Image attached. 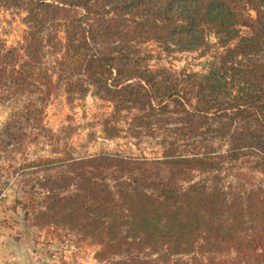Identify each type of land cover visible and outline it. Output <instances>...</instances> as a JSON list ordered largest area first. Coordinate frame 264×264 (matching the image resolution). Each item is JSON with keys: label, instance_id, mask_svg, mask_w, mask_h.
<instances>
[{"label": "trees", "instance_id": "trees-1", "mask_svg": "<svg viewBox=\"0 0 264 264\" xmlns=\"http://www.w3.org/2000/svg\"><path fill=\"white\" fill-rule=\"evenodd\" d=\"M0 6L24 11L26 24L16 44L0 38L5 144L43 135L53 97L90 94L111 106L106 137L125 131L155 147L36 157L52 170L33 197L39 222L93 239L97 264H264V0ZM148 42L198 50L204 68L151 64Z\"/></svg>", "mask_w": 264, "mask_h": 264}, {"label": "rangeland", "instance_id": "rangeland-1", "mask_svg": "<svg viewBox=\"0 0 264 264\" xmlns=\"http://www.w3.org/2000/svg\"><path fill=\"white\" fill-rule=\"evenodd\" d=\"M24 11L0 6V38L7 45L16 44L22 38L26 24L21 19ZM152 53L151 64H165L175 68L201 70L206 55L198 50L162 49L155 42L145 43ZM12 108L0 103V130ZM111 110L108 102L87 94L76 98L71 104L63 94L53 97L43 112L44 134L37 138H26L19 146L17 141L4 143L0 139V231L16 239V246L2 252L0 264H97L95 257L98 244L83 236L80 231L66 225L39 222L35 209L40 205L37 198L49 189L44 173L51 169L37 168L30 163L40 155H52V149L72 150L74 153L94 152L101 148L113 149L132 146L133 151L144 150L153 154L155 147L142 139L122 131L120 136L109 138L102 130L101 118L104 111ZM125 127L123 123H121ZM30 129V127H28ZM54 136L50 137L51 131ZM57 134V135H55ZM55 143V144H54ZM14 148V149H13ZM13 149V150H12ZM62 154V152H61ZM26 174H20L24 164ZM19 167V168H18ZM40 169V170H39ZM246 169V168H243ZM40 178H39V177ZM32 202L34 203L32 205Z\"/></svg>", "mask_w": 264, "mask_h": 264}, {"label": "crops", "instance_id": "crops-1", "mask_svg": "<svg viewBox=\"0 0 264 264\" xmlns=\"http://www.w3.org/2000/svg\"><path fill=\"white\" fill-rule=\"evenodd\" d=\"M16 246V239L10 236L8 232L5 234L0 231V257L3 255L2 252L13 249Z\"/></svg>", "mask_w": 264, "mask_h": 264}]
</instances>
